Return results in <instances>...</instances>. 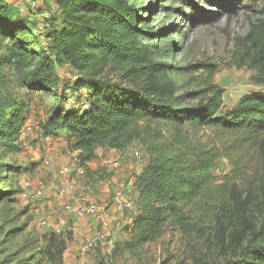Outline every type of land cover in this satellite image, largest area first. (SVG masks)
<instances>
[{"label": "trees", "instance_id": "1", "mask_svg": "<svg viewBox=\"0 0 264 264\" xmlns=\"http://www.w3.org/2000/svg\"><path fill=\"white\" fill-rule=\"evenodd\" d=\"M54 5L57 15L53 23L45 18L52 26L43 35L48 45L39 48V59L34 44L18 45L12 31L8 45L0 47L5 154L20 151L26 109L10 86L61 100L55 67L68 65L78 74L73 103L52 113L43 134L66 131L85 176L92 175L87 163L96 159L97 149L124 152L138 144L147 155L134 176L136 215L123 249L135 256L171 226L191 248L194 263L198 254L211 252L228 256L224 264H264V90L243 95L223 111L216 66L205 63L189 79L191 90L177 95L170 66L157 62L141 42L144 8L129 0H54ZM14 13L0 3V22L10 26ZM248 24L247 34L234 40L230 66L254 71L252 80L264 87V14ZM4 34L0 28V37ZM222 160L231 172L218 183L212 169ZM46 248L45 264H60L64 239L50 235ZM35 254L33 264H40V251Z\"/></svg>", "mask_w": 264, "mask_h": 264}, {"label": "rangeland", "instance_id": "2", "mask_svg": "<svg viewBox=\"0 0 264 264\" xmlns=\"http://www.w3.org/2000/svg\"><path fill=\"white\" fill-rule=\"evenodd\" d=\"M129 1L144 8V21L139 26L143 33L141 42L152 50L157 62L170 66L177 95L191 90L189 79L196 75V67L205 63L216 66L214 83L224 91L223 111L234 108L243 95L264 90L252 80L256 76L254 71L230 66L234 40L247 34L249 21H255L264 14V0ZM0 3L15 11L10 26L6 24L8 21L0 22V28L7 32L0 37V47L8 45L10 38L6 35L12 31L18 45L27 49L28 41L34 44L39 59L41 47L48 45L43 35L52 26L45 23V18L49 17L53 23L57 15L54 0H0ZM55 71L60 79L56 91L62 96L61 100L58 97L60 101H55L51 93H28L25 89L10 86L13 95L25 101L26 109L19 138L20 151L5 154L0 147V264H33L37 251H40V264H45L50 235L65 241L60 264H224L228 256L211 252L198 254L200 257L194 263L190 256L191 248L171 226L159 239L139 248L135 256L123 249L122 243L132 235L129 228L133 210L126 209L131 212L129 216L126 213V223H110L111 200L115 190L125 187L127 179L133 182L135 174H131L130 168L137 174L146 162L144 155L139 148L133 147L120 157L101 149L97 157L99 165L92 175L64 174L65 167L74 166L78 152L73 151V141L66 131H60L57 137H48L43 134V127L52 113L64 109L70 95L75 94L73 86L78 81V74L65 64L56 66ZM136 151H139L140 159L134 158ZM111 157L120 162L116 172L102 164L103 159ZM6 165L13 170L8 172ZM230 172L231 166L225 160L212 169L218 183ZM117 175L123 185L113 184L111 189L106 184L109 196L99 200L105 182ZM76 185L83 195L77 194L75 198L80 197L83 203L97 204L103 210L101 217L106 224L103 231L101 218L97 220V229L104 237L102 235L101 243L96 235L91 237L96 239V243L83 255L73 250L79 241H76L71 225L73 215L65 213L64 208V205L75 201L72 193L77 192ZM59 189L64 190L62 197L58 195ZM132 196L133 193L130 194ZM81 239L84 241L85 237L81 235Z\"/></svg>", "mask_w": 264, "mask_h": 264}, {"label": "crops", "instance_id": "3", "mask_svg": "<svg viewBox=\"0 0 264 264\" xmlns=\"http://www.w3.org/2000/svg\"><path fill=\"white\" fill-rule=\"evenodd\" d=\"M136 148V149H138L139 148V151H142V153H143V157L145 158V161L147 160L146 158H147V155H146V153H145V151L142 149V147L140 146V145H138V144H134L133 146H131V148ZM101 149H97V151H96V159L95 160H93V161H91V162H88L87 163V166H88V169L91 171V173H93L94 172V169L96 168V166H97V157L99 156V151H100ZM103 150V149H102ZM104 150H106V151H109L110 153H111V155H114V156H122V155H125V154H128L127 152L128 151H131V150H133V149H127L126 151H124V152H119V151H116V150H108V149H104ZM139 151H136V152H134L133 153V155L135 156L134 158H137V159H140L141 157H140V154H139ZM136 154H139V156H136ZM131 155V154H130ZM112 158V157H111ZM99 165V164H98ZM131 169V174L132 173H134L135 175H136V173L134 172V169L132 170V168H130ZM139 173V172H138ZM137 173V174H138ZM134 175V176H135ZM68 176H71V175H68ZM127 178V177H126ZM125 182H127L128 184H130L131 183V181L129 180L128 181V179L125 181ZM76 183V182H75ZM75 183H73V184H75ZM106 184H109L110 185V188L112 189L113 187V184H119V185H123V182L122 181H120L119 180V177H114V176H111L109 179H108V181L107 182H105V188L103 187V188H101V193H102V195H101V197H100V199L99 200H102L101 198H103V199H105L104 197H106V198H108V196H109V188L107 187V185ZM77 186V185H76ZM74 189H76V187L74 188ZM59 191H63L64 192V190H62V189H59L58 190V192ZM66 193L68 192V191H65ZM74 194V195H73ZM77 194H79V195H83V193H82V191H81V189L77 186V192H74V193H72V199H74L75 201L73 202V203H68V204H66V205H70V206H72V207H74V208H76L79 204H81V203H83L81 200L82 199H80V197H77V198H75L76 197V195ZM64 195V194H63ZM84 197V196H83ZM81 201V202H80ZM103 201V200H102ZM65 206V205H64ZM111 211H112V215H111V217H110V219L108 220L110 223L111 222H114V223H116V225H118V223L120 224L121 222L122 223H126V213H127V216H129L130 215V213L131 212H127L126 211V209L124 208V206H123V199L122 200H120V201H118V202H116V203H114V204H112V206H111ZM65 213H67V214H69L68 212H65ZM71 215H73L72 213H70ZM132 214H133V217H135V215H136V212H135V210H133V212H132ZM72 218V220L74 221L73 222V224H71L72 226H73V230L75 231V235H76V241H79V244H74V247H73V250H74V252L75 253H77V254H80V255H83L84 254V251H86V249H87V247L85 246V242H87L91 237H93L94 235H96V238L100 241V239L101 238H103L104 237V235L102 234V231L99 229H97V226H96V223H97V220L99 219V217H97V218H93V217H84V218H77V217H75L74 215H73V217H71ZM133 219V218H132ZM131 219V220H132ZM100 220V219H99ZM102 223V222H101ZM131 223V222H130ZM106 225H104V224H102V229H103V231L105 230V227ZM84 236L85 237V240L83 241L82 239L81 240H79V238H80V236ZM102 235H103V237H102ZM100 243H101V241H100ZM88 250V249H87Z\"/></svg>", "mask_w": 264, "mask_h": 264}, {"label": "built area", "instance_id": "4", "mask_svg": "<svg viewBox=\"0 0 264 264\" xmlns=\"http://www.w3.org/2000/svg\"><path fill=\"white\" fill-rule=\"evenodd\" d=\"M68 101H69L68 102L69 104L73 103L72 99H68ZM136 156H139V154H136ZM102 164H103V166H106L107 168H109L115 172L118 171L120 168V162L118 161V159H115V158H105V159H103ZM62 172L64 174H66L67 176L74 174L76 176L82 177L85 174L84 168L81 166L80 160L78 158L74 159V166L73 167H65ZM115 177L117 178L118 175ZM132 189H133V182H131L130 184L127 183L124 188H118L117 190H115L114 195H113V199L111 200L112 204L123 199V206L125 209L135 210L134 200L132 197H130V194L133 193ZM38 194L40 195L41 193L38 192ZM59 194L62 197L64 192L59 191L58 195ZM64 208H65L66 212L72 213L77 218L99 217V218H101L102 224L106 225L105 221L103 220V217H101L102 216L101 212L103 210L101 211V208L95 203L94 204L93 203H83V204L81 203L76 208H74L70 205H65ZM95 243H96V239L91 238L90 240H88L85 243V246L87 248H91Z\"/></svg>", "mask_w": 264, "mask_h": 264}]
</instances>
